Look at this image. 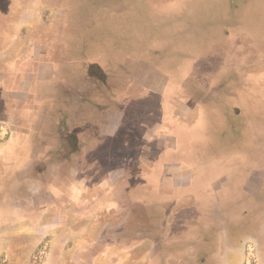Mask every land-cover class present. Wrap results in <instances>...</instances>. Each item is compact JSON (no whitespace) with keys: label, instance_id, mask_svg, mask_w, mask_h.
Wrapping results in <instances>:
<instances>
[{"label":"crops","instance_id":"1","mask_svg":"<svg viewBox=\"0 0 264 264\" xmlns=\"http://www.w3.org/2000/svg\"><path fill=\"white\" fill-rule=\"evenodd\" d=\"M52 2L54 0H0L1 197L19 196L22 199L18 203L35 197L38 208L46 207L44 213L49 212L50 207L48 204L41 205L45 197L53 199L52 206L59 207L60 210L59 204L63 197L80 195L84 196L85 202L91 203L89 198L98 195L100 198L97 202L110 205L107 214H111L112 218V214H118L119 210L113 204V198L123 196L124 190L118 187L111 189L109 183L115 181L118 186L126 179L137 183L141 180L140 174L124 173L125 165L134 164L139 167L143 162L140 157L141 130L143 133L154 132L153 134L163 131L167 139L166 147L170 149L174 146L176 152H179L178 163L168 161L164 165V173L152 177L153 180L174 188L198 187V191H201L203 184L211 181L213 184L218 182L213 193L223 195L232 190V180L238 179L234 176V166L229 172L230 177L224 173L229 166L235 165L237 157L244 166L246 159L252 158V150L258 153L263 150L260 154L264 158V132L261 128L264 112L262 64L261 69L258 65L257 69L248 70L243 75L246 78L243 97L240 95L243 111L240 112L234 102L238 95L233 90L236 74L223 77L215 85L217 74L226 63L225 59L220 60V68H216L214 64L201 66L200 61L214 58L215 51L211 50L190 63L188 59L184 60L180 67V112H145V118L152 119L151 121L156 118L163 119L164 127L143 129L139 127L138 112H134V108L130 106L141 99L146 100L145 95L149 98L153 85L161 84L160 82L171 84V78L152 71L144 61L126 59L114 68L133 80H128L129 87L126 89L120 84L115 91L110 90L106 82L92 75L93 69L98 70L101 76L107 75L106 69H113L111 65L91 60L92 46L88 45L91 44L88 39L92 35L75 27L76 18L70 14V8H67L68 11H55L54 3L47 6ZM71 3L75 4L71 0H63L61 4L70 6ZM100 3L110 6L111 0H100ZM60 19L68 23L60 27ZM80 39H87V44L76 45V41ZM187 56L186 52L180 54V59ZM206 61L209 63L213 60ZM200 68L206 70L203 71L204 74ZM135 83L142 85L131 86ZM209 84L211 88L208 90L206 87ZM130 87L137 90L134 98L128 94ZM221 102L226 103L220 105ZM230 102L233 104L230 105ZM257 113H260L259 125H255L258 122L252 120V116ZM242 115L246 121L243 125H236V116ZM177 122L179 125L175 124L173 128V123ZM236 133L241 137H237ZM134 151L136 153L132 155ZM95 164L108 168L98 183L99 186H105V189H85L83 194H77V190L81 189L75 186L82 181H88ZM173 171L179 173L172 174ZM28 182L32 183L30 192ZM161 189L160 191L164 190ZM149 191L157 190L151 188ZM199 195L203 200H198V195L187 194L174 203L165 202L159 206L165 211L170 209L175 219H171V215H162L160 218L163 223L156 229H163L166 238H170L169 246L164 244L161 251L178 254V257L173 258L176 264H220L223 261L231 264V259H234L232 250L235 249L241 254L244 242L228 245L229 252L222 254L221 248L217 247V240L203 236L204 230L212 227V212L215 209L219 211V207L212 205L207 208V218L201 225L194 219L186 222L180 220L177 215L187 212V209L174 213V207L180 206L186 200L192 201L188 209L199 213L205 203H208L205 198L215 196L210 191H201ZM115 202L118 203L116 199ZM114 207L115 210L112 211ZM148 209L145 208L146 216ZM152 210L155 213L154 207ZM127 211L129 215L131 211ZM87 217L88 215L84 218L86 221ZM149 219L148 222L151 223L153 220L151 217ZM88 226H84V229L93 227L92 223ZM117 226L107 221L108 230ZM190 228L196 230L191 240L185 241L176 237L178 230ZM115 233L116 239H120V232ZM130 241L136 242L129 252L133 263L139 256V246L145 242L134 238H129ZM106 245L111 243L106 242ZM205 245L213 247L205 252ZM173 259L167 258L166 261ZM243 261L244 256L238 263L244 264ZM260 261L264 262V258ZM164 262L165 260L159 261L160 264Z\"/></svg>","mask_w":264,"mask_h":264},{"label":"rangeland","instance_id":"2","mask_svg":"<svg viewBox=\"0 0 264 264\" xmlns=\"http://www.w3.org/2000/svg\"><path fill=\"white\" fill-rule=\"evenodd\" d=\"M62 2L63 0H54L47 6L50 7L54 3L55 11H68L67 8H70V14L76 18L75 27L92 35L91 38L87 36L88 41H91L88 45L92 46L91 60L101 61L102 64L111 65L113 68L105 70L107 77L101 76L96 69L92 70V75L106 82L110 90L115 91L120 84L126 89L129 87L128 80H133L114 68L126 59L144 61L152 71L171 78V84L160 82L161 84L153 85L149 98L145 95L146 100L141 99L137 104L130 106L134 108V112H138L139 127L143 129L164 127L163 119L156 118L151 121L152 119L145 118V112H180V67L184 60L188 59L190 63L211 50L215 51L214 58L206 60L213 61L207 63L202 60L201 66L214 64L216 68H220V60L225 59L226 63L217 74L215 83L223 77L236 74L233 90L238 95L235 96L234 102L240 112H243L240 105L245 87L244 73L257 69L258 65L260 69L264 66V0H111L110 6L99 4L100 0H71L75 4L71 3L70 6L62 5ZM67 23L61 19L58 21L60 27ZM88 41L80 39L76 41V45L87 44ZM185 52L188 56L181 60L180 54ZM200 71L206 70L200 68ZM131 86L139 87L136 83ZM134 87H130L131 91L128 93L132 98L137 95ZM210 88L209 84L206 89ZM232 104L230 102V105ZM259 114L253 115L252 120L260 121ZM245 121L243 115L236 116L234 123L243 125ZM230 123H233V120H230ZM175 124L179 125L178 122L173 123V128ZM255 125H259V122ZM261 125L264 132V112ZM153 133L140 131V157L143 161L140 166H124L125 174L141 175L139 184L130 179L119 182L118 186L115 181L109 183L111 189L118 187L124 190L123 196L113 198V204L117 205L119 210L118 214H112V218L111 214H107L110 205L97 202L100 198L98 195L89 198L91 203L85 202L84 196L80 195L63 197L59 204L60 210L59 207L52 206L53 199L45 197L41 205L48 204L50 207L49 212L44 213L46 207L38 208L35 197L18 203L22 199L19 196H0V264H160L159 261L164 260L162 264H176L173 258L178 257V254L161 251L164 244L169 246L170 238H166L163 229L156 228L163 223V219H160L162 215H171V211H165L159 206L165 202L174 203L187 194L198 195L197 199L201 201V191H210L211 195H215L213 192L217 189L218 182L213 184L211 181H205L202 190L198 191V187L174 188L172 185L153 180L155 174L161 176L164 173V165L168 164V161H179V152H176L174 146L167 148L163 131ZM239 135L236 133L237 137ZM252 151V158L246 159L245 166L237 157L235 165L224 171L225 176L230 177L229 172L234 166V176L238 178L232 180L230 192L212 198L205 196L208 203H205L199 213L188 209L192 205L191 200L174 207V213L181 209L188 210L177 215L182 222L194 219L198 220L200 225L205 223L207 208L212 205L219 207V211L215 209L212 212V227L204 230L203 236L217 240V247L221 248L222 254L229 252L228 245L244 242L241 254L235 249L232 250L235 260L231 259V264H239L243 256L244 264H264L260 261L264 258V158L260 154L263 150L260 153ZM135 153L134 151L132 155ZM152 162L153 164H150ZM91 170L88 181H82L75 186L81 189L77 190V194H83L85 189H105V186H99L98 183L108 168L95 164ZM175 173L178 174L179 171L172 172ZM147 177L149 178L146 179ZM28 184L30 192L32 183ZM149 188H155L157 191H149ZM161 188L165 191H160ZM152 207L155 208V213ZM145 208H149L147 216ZM111 210H115V207ZM127 210L131 211L129 215ZM87 215L86 221L84 218ZM149 216L153 220L151 223L148 222ZM171 219L175 220L173 215ZM107 221L118 225L117 228L108 230ZM91 223L93 227L84 229V226H90ZM116 231L120 232L118 240ZM195 231L194 228L180 229L176 237L185 241L191 240ZM129 238L145 242L139 246V256L133 263L129 252L136 242H129ZM106 242L111 245H106ZM212 247L213 245H205V252H209ZM167 258L173 260L166 261ZM227 263L228 261L220 262Z\"/></svg>","mask_w":264,"mask_h":264}]
</instances>
